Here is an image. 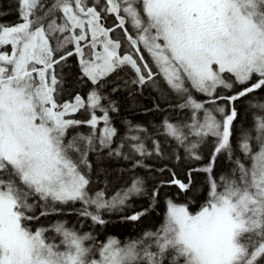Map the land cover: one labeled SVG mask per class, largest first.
Segmentation results:
<instances>
[{
  "label": "snow or ice",
  "instance_id": "snow-or-ice-1",
  "mask_svg": "<svg viewBox=\"0 0 264 264\" xmlns=\"http://www.w3.org/2000/svg\"><path fill=\"white\" fill-rule=\"evenodd\" d=\"M15 5L14 22L0 8V264H264V115L233 144L240 103L264 113L252 95L264 93V0ZM146 89L156 95L141 111L163 118H123L121 133L113 97L126 91L136 107ZM109 160L131 161L111 195ZM173 186L188 203L168 198L162 223L125 241L43 222L103 227L105 213L147 199L121 217L137 222Z\"/></svg>",
  "mask_w": 264,
  "mask_h": 264
},
{
  "label": "trees",
  "instance_id": "trees-1",
  "mask_svg": "<svg viewBox=\"0 0 264 264\" xmlns=\"http://www.w3.org/2000/svg\"><path fill=\"white\" fill-rule=\"evenodd\" d=\"M0 8H3L8 15L4 16V20L7 22H14L16 21V5L15 0H0ZM112 22V18L109 17L107 21L108 24ZM119 34V33H117ZM70 62L74 65L75 64V57L70 58ZM68 69H65V72H68ZM77 69L73 66L71 69L72 73H75ZM124 73L127 75H131L130 69L125 68ZM87 91V88L84 89ZM156 95L151 89H146L144 91L143 96L137 95L135 97L136 100V107H133L132 101L128 98V93L119 92L115 94L113 97L117 99L120 104V112L118 115L113 114V120L116 126L120 129V132H124V126L121 124V120L123 118H127L137 123H144L146 126L149 124H155L159 122L164 113H157L151 112L145 114L141 111L142 107H150L152 104V97ZM256 102H264V93H255L252 94ZM255 112H259L260 115H264L261 113L257 108H249L247 105V98L244 102L240 103L239 106V114L236 121H234V135L237 123L239 124L240 128H249L253 125L252 116ZM168 115L170 118H176V114L169 112ZM233 135V144H235V138ZM152 162V161H148ZM205 162H207V150H205ZM159 163V162H156ZM105 167L109 169V174L107 176L108 180V192L109 195L113 194L115 191H118L121 187H125V181L128 179L129 173L122 172L121 169H126L131 167V161H122V160H109L105 162ZM171 163L169 167H171ZM224 166V159L220 157L218 159V166L216 171H220V169ZM140 175H145L146 173L143 170H138ZM205 176L203 174L197 175L195 177L196 182L201 186L205 187ZM99 187H103V184L100 183ZM190 195V194H189ZM171 198L177 204H185L188 203V200L185 197V194H181L176 187L170 188H163L161 189L159 203L156 206L153 212H150L148 215L142 217L137 222H126L121 219L122 216L130 215L132 211H139L141 207L148 206V200L141 198V199H133L131 203L136 205L133 209H126L125 212H113V213H105V219L109 221L108 224L104 225L103 227L100 226H91L90 220H86L76 216L75 214H60L55 215L57 217L56 220H66L70 225L77 226V230L80 231L81 229H86L87 227H92V231L97 234L98 242L103 241L107 236H115L121 241H125L128 238H134L139 236L143 231L148 229H155L159 226L164 218V214L166 211L165 201ZM203 202V197L201 196L200 199L197 201V205L189 204V210L195 211L198 210V204ZM68 207V206H65ZM76 207H80L79 204ZM55 220V221H56ZM82 227H79L81 226Z\"/></svg>",
  "mask_w": 264,
  "mask_h": 264
},
{
  "label": "bare ground",
  "instance_id": "bare-ground-1",
  "mask_svg": "<svg viewBox=\"0 0 264 264\" xmlns=\"http://www.w3.org/2000/svg\"><path fill=\"white\" fill-rule=\"evenodd\" d=\"M256 101H257V100H253V103H256ZM255 115H260V114H259V112H255ZM77 117H79V118H83V117L81 116V114H79ZM252 122H253V116H252ZM237 128H239V124H238V123H237V126H236L235 135H234L235 143H236V139H237V137L239 136V134H240V132H241V128H240V130L237 129ZM81 130L84 131V132H87V131H88L87 128H82ZM234 145H235V144H234ZM90 222H91V221H90ZM92 230H93V229H92V227L90 226V227H87L86 229H81L80 231H81V232H87V231H92Z\"/></svg>",
  "mask_w": 264,
  "mask_h": 264
},
{
  "label": "rangeland",
  "instance_id": "rangeland-1",
  "mask_svg": "<svg viewBox=\"0 0 264 264\" xmlns=\"http://www.w3.org/2000/svg\"><path fill=\"white\" fill-rule=\"evenodd\" d=\"M78 115L79 114H77V116ZM77 118H79V117H77ZM56 219H57V217L55 215H52V216L47 217L46 219H43V222L44 223H50V222H54Z\"/></svg>",
  "mask_w": 264,
  "mask_h": 264
}]
</instances>
